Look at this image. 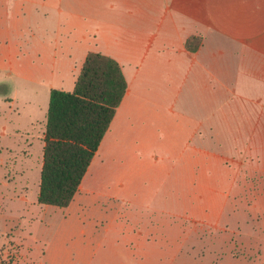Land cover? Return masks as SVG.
Listing matches in <instances>:
<instances>
[{
    "label": "crops",
    "instance_id": "crops-1",
    "mask_svg": "<svg viewBox=\"0 0 264 264\" xmlns=\"http://www.w3.org/2000/svg\"><path fill=\"white\" fill-rule=\"evenodd\" d=\"M89 51L127 88L67 205L39 179L13 194L9 230L52 234L32 264H69L85 232L99 264H264V0H0V134L46 118L37 94L71 90Z\"/></svg>",
    "mask_w": 264,
    "mask_h": 264
},
{
    "label": "trees",
    "instance_id": "trees-1",
    "mask_svg": "<svg viewBox=\"0 0 264 264\" xmlns=\"http://www.w3.org/2000/svg\"><path fill=\"white\" fill-rule=\"evenodd\" d=\"M197 42L192 35L185 44L194 49ZM126 88L119 62L99 51L86 54L71 90L50 88L38 202L65 206L71 201Z\"/></svg>",
    "mask_w": 264,
    "mask_h": 264
},
{
    "label": "rangeland",
    "instance_id": "rangeland-1",
    "mask_svg": "<svg viewBox=\"0 0 264 264\" xmlns=\"http://www.w3.org/2000/svg\"><path fill=\"white\" fill-rule=\"evenodd\" d=\"M10 80L15 81L13 88L19 91V96L28 97L27 95L29 93L23 90L25 81L19 84L15 78H10ZM3 89L4 87L0 86V91ZM37 96V103L42 101L43 107L47 106L49 92L48 95H45L44 90L41 89V92ZM45 97L47 99L46 102L44 100ZM18 102L21 103L23 100L19 99ZM24 102L26 107L32 104L27 101ZM37 118V122L33 125L24 122V118L22 119L20 125L28 133L16 134L10 131L12 134H0V264L37 263L46 241L52 235L48 230L42 235L33 234V232L31 235L27 234L28 227L22 221H18L15 227L9 230V226L12 224L11 220L17 213L15 204L18 201L13 199V194L19 193L22 187L21 185L24 184L23 181L28 179L31 186L29 195L32 196L33 187L35 189L38 183L42 156V140L39 138V126L41 120L43 119L45 121L46 118L43 112L41 113L40 111L38 112ZM1 120L3 119L0 118ZM46 221V225L49 227H54L57 224V221L54 219L47 218ZM75 238L78 240L77 244H73L70 241L64 242L63 244V247L69 252L66 258L69 260V264H99L102 262L104 254L99 255L98 252L93 251V247L97 241V233L85 232L77 235ZM61 239L62 235H59V245ZM186 247L191 250L190 246ZM192 253L208 257L204 247H196ZM64 254L60 252L59 256ZM160 255L162 258L164 254ZM160 264L167 263L161 262Z\"/></svg>",
    "mask_w": 264,
    "mask_h": 264
}]
</instances>
